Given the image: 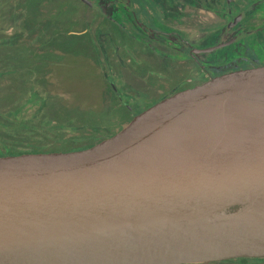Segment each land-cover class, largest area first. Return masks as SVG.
Wrapping results in <instances>:
<instances>
[{"label": "water", "instance_id": "1", "mask_svg": "<svg viewBox=\"0 0 264 264\" xmlns=\"http://www.w3.org/2000/svg\"><path fill=\"white\" fill-rule=\"evenodd\" d=\"M264 258V65L77 151L0 157V264Z\"/></svg>", "mask_w": 264, "mask_h": 264}, {"label": "rangeland", "instance_id": "2", "mask_svg": "<svg viewBox=\"0 0 264 264\" xmlns=\"http://www.w3.org/2000/svg\"><path fill=\"white\" fill-rule=\"evenodd\" d=\"M103 23L78 0H0V157L92 146L152 105L151 92L131 90L133 60L116 63ZM250 43L263 62L264 32Z\"/></svg>", "mask_w": 264, "mask_h": 264}, {"label": "flooded vegetation", "instance_id": "3", "mask_svg": "<svg viewBox=\"0 0 264 264\" xmlns=\"http://www.w3.org/2000/svg\"><path fill=\"white\" fill-rule=\"evenodd\" d=\"M78 1L107 25L116 63L125 56L133 60L131 90L151 92L152 105L212 78L264 65L250 51V38L264 32V0ZM146 59L147 74L141 75L137 67Z\"/></svg>", "mask_w": 264, "mask_h": 264}]
</instances>
